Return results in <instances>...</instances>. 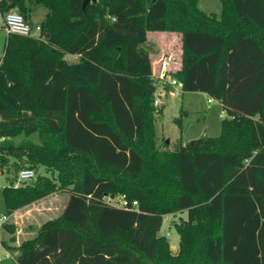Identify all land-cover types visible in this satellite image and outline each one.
Masks as SVG:
<instances>
[{"label":"trees","instance_id":"16d2710c","mask_svg":"<svg viewBox=\"0 0 264 264\" xmlns=\"http://www.w3.org/2000/svg\"><path fill=\"white\" fill-rule=\"evenodd\" d=\"M220 1L216 14L198 0H0L31 24L46 7L39 35L6 33L0 55V169L35 170L0 187L3 212L68 192L34 236L0 239L17 263L264 264V0ZM150 30L181 33L170 73L219 100L218 135L158 147ZM118 193L137 207L103 200ZM184 209L173 253L163 215Z\"/></svg>","mask_w":264,"mask_h":264},{"label":"rangeland","instance_id":"374dc122","mask_svg":"<svg viewBox=\"0 0 264 264\" xmlns=\"http://www.w3.org/2000/svg\"><path fill=\"white\" fill-rule=\"evenodd\" d=\"M198 6L205 12L219 14L221 11L220 0H198ZM45 10L46 7L40 4L31 11L30 20L34 27L39 25ZM149 32L148 43L155 48L154 50V48L151 47L154 58L158 59L161 69L164 66V69L169 71L171 67H169L166 60L173 59L180 54V50H178L180 44L175 43L174 47L170 48V46L164 44V33L161 34L159 31L155 33H152L154 31ZM4 36L5 31L1 26L0 16V52L3 48ZM74 56L76 57V55ZM163 61L164 64H162ZM153 79L156 83L155 98L158 99L160 96L158 93L160 86L163 87L167 85V82L162 80L163 78L159 76L158 72H154ZM160 103H163V109L160 113H156L155 122L156 143L160 149H173L179 142L185 143L202 135H218L221 130V119L227 115L217 99L199 90H182L179 87L176 90V88H174L172 91L162 94L160 99H158V103L155 105L158 107ZM23 138H30L34 142H39V136L36 131L29 135L19 133L12 137L15 143H18ZM10 159L15 158L10 157ZM2 167L0 173L4 176H1L0 187L4 183L15 182V174L21 166L19 164L17 167ZM36 171L37 173H45L43 166H39ZM47 174L51 173L47 172ZM32 179L30 180L32 181ZM67 197V191L55 190L41 198V200L39 199L38 201H34V203L20 207L19 210L16 211V214H9L10 217L7 222L14 223L18 229L15 231V235L11 236H9V233L3 232V230L0 231L4 237V241L16 247L18 241L21 242L22 239L35 235L38 227L43 221L57 216L62 211L67 202ZM0 212H3L1 195ZM186 216L187 213L185 209L163 215L160 232L169 240L171 249H174L179 237L174 223L180 221L182 218H186ZM177 249L172 250V252H177ZM9 251L11 256H4L6 250L0 247V264H19L14 260V257H12L16 250Z\"/></svg>","mask_w":264,"mask_h":264},{"label":"built area","instance_id":"2783aa9c","mask_svg":"<svg viewBox=\"0 0 264 264\" xmlns=\"http://www.w3.org/2000/svg\"><path fill=\"white\" fill-rule=\"evenodd\" d=\"M2 27L6 33H18L25 35H39V25L35 26L28 22L23 14L18 10H7L1 15ZM164 68V66H163ZM171 84L180 83L175 77H170L169 79ZM181 84V83H180ZM158 102V99H155V104ZM3 138V135H0V140ZM35 175V170L31 167H22L18 170L14 186L19 185L23 181L31 179ZM103 200L114 206L124 207V208H136L137 200H129L124 193H118L115 195L105 194ZM10 215L4 212H0V229L3 228L2 225L4 222L9 220ZM1 239V238H0ZM0 247H2L0 243ZM4 256H11L9 251L4 253Z\"/></svg>","mask_w":264,"mask_h":264},{"label":"crops","instance_id":"0c3cea01","mask_svg":"<svg viewBox=\"0 0 264 264\" xmlns=\"http://www.w3.org/2000/svg\"><path fill=\"white\" fill-rule=\"evenodd\" d=\"M200 8V7H199ZM45 12H46V10L44 11V15H45ZM1 16V15H0ZM42 20V19H41ZM40 20V21H41ZM33 24V23H32ZM1 26H2V19H1ZM3 28V27H2ZM5 31V30H4ZM150 31H154V32H152V33H155L156 31H159V33H161V34H163L164 33V36H165V45H168V46H170V48L171 47H174V44L175 43H178V44H180L179 45V49L178 50H180V53H181V33L180 32H178V31H171V30H150ZM149 31L147 32V39L145 40V42H144V45L147 47V49L149 50V53H150V57H151V66H152V76H153V74H154V72H158L159 73V76L160 77H162L163 79V81L164 82H167V85H164L163 87H161L160 86V88H159V95L161 96L162 94H164L165 92H169V91H172V89H174V88H176V90L178 89V87L180 88V89H182L181 88V84L180 83H178V84H171L170 83V81H169V79H170V77H173L172 75H171V73H170V71L171 70H175V69H178L179 67H180V65H181V58H180V54L177 56V57H174L173 59L171 58L170 60L168 59V60H166V62H167V64L169 65V67H171V69L168 71V70H165L164 68H162L161 69V65H160V63L158 62V59L157 58H154V54H153V52H152V50H151V47H153V45H150L149 43H148V39H149ZM5 34H6V31H5ZM5 37V36H4ZM4 44V43H3ZM154 48V47H153ZM3 49V48H2ZM154 50H155V48H154ZM2 52V51H1ZM1 52H0V54H1ZM74 55H76V57L74 56ZM77 54H67L66 55V57H67V59H69V60H77ZM158 63V64H157ZM162 64H164V61H163V63ZM155 83V82H154ZM155 85H156V83H155ZM204 92V91H203ZM206 93V92H205ZM160 96L158 97V99H160ZM219 101V100H218ZM158 103V102H157ZM220 103V102H219ZM163 104V103H162ZM161 103H160V106H162V109H163V105H162ZM220 115H222V114H220ZM220 126H221V124H220ZM167 141H170V140H168V139H166ZM1 176H4L3 174H1L0 173V179L2 178ZM68 198V197H67ZM41 200V199H40ZM38 201V200H37ZM32 203H34V202H32ZM19 210V208H17V209H15L13 212H12V214H16V211H18ZM14 224V223H13ZM18 228H17V226H15V231L17 230ZM3 230V232H6V233H9V236H11V235H15V231L14 232H9V231H6V229L5 228H2V229H0V231H2ZM32 236H34V235H32ZM31 236V237H32ZM0 238H1V240H4V237H3V235L0 233ZM29 238V237H28ZM16 240H17V238H16ZM23 240V239H22ZM18 241V240H17ZM16 241V242H17ZM20 242L18 241L17 242V244H19ZM178 243H179V237H178V242H177V244H175V247H174V249H172V250H176L177 248H178ZM1 248H3V249H5L6 251H9V250H7L6 248H4V246H2ZM10 252V251H9ZM13 257V256H12Z\"/></svg>","mask_w":264,"mask_h":264},{"label":"water","instance_id":"95a60500","mask_svg":"<svg viewBox=\"0 0 264 264\" xmlns=\"http://www.w3.org/2000/svg\"><path fill=\"white\" fill-rule=\"evenodd\" d=\"M88 1H95V0H83V3H82L83 7L85 6V4H86ZM193 140H194V139H193ZM193 140H190V142H192Z\"/></svg>","mask_w":264,"mask_h":264}]
</instances>
